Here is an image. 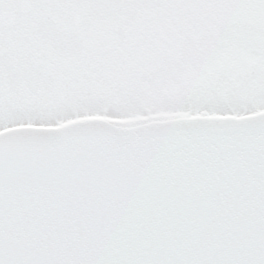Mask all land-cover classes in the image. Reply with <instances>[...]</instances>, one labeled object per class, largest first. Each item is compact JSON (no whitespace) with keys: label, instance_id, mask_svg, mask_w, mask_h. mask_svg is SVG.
<instances>
[{"label":"snow or ice","instance_id":"1","mask_svg":"<svg viewBox=\"0 0 264 264\" xmlns=\"http://www.w3.org/2000/svg\"><path fill=\"white\" fill-rule=\"evenodd\" d=\"M0 264H264V0H0Z\"/></svg>","mask_w":264,"mask_h":264}]
</instances>
